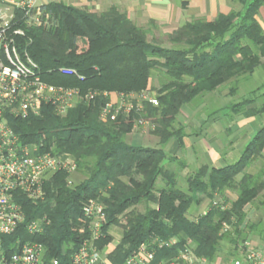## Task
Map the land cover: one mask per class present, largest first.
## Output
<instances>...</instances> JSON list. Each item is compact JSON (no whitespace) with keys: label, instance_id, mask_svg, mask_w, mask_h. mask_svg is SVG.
<instances>
[{"label":"trees","instance_id":"obj_1","mask_svg":"<svg viewBox=\"0 0 264 264\" xmlns=\"http://www.w3.org/2000/svg\"><path fill=\"white\" fill-rule=\"evenodd\" d=\"M231 1L242 9L213 20L193 18L171 32L153 21L138 25L115 7L89 12L53 1L41 6L51 18L46 28L28 26L17 11L18 24L26 32L18 39L19 49L38 64L43 79L99 94L93 101H79L64 116L46 106L38 116L10 120L24 143L54 155L68 154L84 179L71 184L69 171L59 170L45 183L43 199L22 198L25 223L4 238L7 248L19 239L39 242L47 263L68 260L88 236L82 207L91 199L105 206V234L96 243L114 248L108 253L114 264H123L142 245L156 250L152 264L172 259L187 247L211 261L221 259L225 249L226 260L237 258L249 234L264 233L263 223L250 222L245 210L248 204L264 206V168L246 170L263 155L264 125L240 159L226 167H212L202 159L195 165L163 148L172 139L183 145L186 110L204 104L210 109L209 101L216 106L217 93L228 84L232 93L242 84L252 86L231 104L233 114H264V104L256 105L264 98L262 86H255L252 76L264 67V27L257 18L264 0ZM62 67L78 76L61 74ZM152 70L161 77L155 89L157 105L140 97L152 91ZM111 92L123 95L131 110L122 108L115 119L102 118ZM135 131L154 135L159 143L135 145L129 139ZM183 173L186 188L179 185ZM228 191L236 198L230 199ZM202 199L209 200L207 209L190 216L191 207ZM143 204V211L137 209ZM31 220H39L42 232L26 231ZM112 226L122 230L118 243L108 232ZM163 241L170 244L158 247Z\"/></svg>","mask_w":264,"mask_h":264},{"label":"built area","instance_id":"obj_2","mask_svg":"<svg viewBox=\"0 0 264 264\" xmlns=\"http://www.w3.org/2000/svg\"><path fill=\"white\" fill-rule=\"evenodd\" d=\"M41 0H3L0 7V264H114L108 257L114 248H100L97 240L104 233L107 217L105 206L95 199L83 204L82 213L87 224L88 236L70 255L69 259H44L45 247L39 242L17 240L12 249L6 247L4 238L14 234L25 223L22 198L38 201L45 196V183L57 171H74L68 154L54 155L42 151L35 144L24 143L11 126V119H27L42 114L46 106L52 107L58 115L64 116L79 101L95 100L97 91L82 93L79 88L55 85L43 79L38 64L28 53L19 49L18 39L25 36V29L18 24L17 12L28 26L49 27L50 15L42 10ZM11 3V4H10ZM14 7V8H12ZM63 75H77L75 70L62 67ZM78 76V75H77ZM140 97L158 104L154 94L143 92ZM111 100L101 112L102 118L115 119L124 108L131 110L132 104ZM30 234L42 232L39 220H31L24 226ZM174 241L170 242L174 244ZM169 242H159L158 247ZM116 245V244H115ZM246 249L237 258L211 261L199 257L187 247L177 256L158 264H264V246L245 243ZM156 250L142 245L128 256L123 264H152Z\"/></svg>","mask_w":264,"mask_h":264},{"label":"crops","instance_id":"obj_3","mask_svg":"<svg viewBox=\"0 0 264 264\" xmlns=\"http://www.w3.org/2000/svg\"><path fill=\"white\" fill-rule=\"evenodd\" d=\"M53 1L73 5L89 12H103L115 7L126 13L136 24L147 25L153 21L164 32L174 31L193 18L204 17L213 20L218 15L227 14L235 9L234 2L231 0H41L40 4L43 6ZM4 5L2 0L0 7ZM263 9L264 5L257 14L260 23H262L260 18ZM156 74L155 70H152L151 79L156 77ZM252 76L255 86H262V91H264V67H258ZM243 85L237 89L236 93H232L230 84L225 86V95L217 93V104L212 106L213 110L207 109L205 104L196 109H187L188 121L186 119V124H184L186 132L183 138L184 144L181 145L177 139H172L163 146L164 150L179 158H187L190 162L202 159L216 168L226 167L239 160L244 147L264 125V114L245 117L240 114L235 115L229 110L236 96L247 94L248 91L243 94L239 93ZM152 91V94H155L156 91ZM109 96L113 103H121L118 93L111 92ZM262 104H264V98L260 97L256 105ZM218 107L222 110L209 115ZM202 109L205 113L199 112ZM129 139L135 145H157L159 143L158 137L141 131L133 132ZM258 158L264 159V151L263 155ZM192 207L191 210H193ZM245 210L250 222L264 223L262 215L255 217L258 214L256 207L248 204ZM253 234L260 238L259 242H256L257 246H264V233L262 232L249 234L247 242H251L249 237ZM227 253L228 250L225 249V256Z\"/></svg>","mask_w":264,"mask_h":264},{"label":"rangeland","instance_id":"obj_4","mask_svg":"<svg viewBox=\"0 0 264 264\" xmlns=\"http://www.w3.org/2000/svg\"><path fill=\"white\" fill-rule=\"evenodd\" d=\"M234 8H235V10H237V11H240L241 9H242V5L240 4V3H235L234 2ZM260 20H261V24H262V26L264 27V9L262 10V15H261V18H260ZM163 39V43L165 44V45H168L169 43H167V42H165V40H164V38H162ZM155 72L157 73L156 74V77H152V79H151V81H150V86H151V88H153L152 90H155V89H157L159 86H160V81H161V77H160V75H159V72L157 71V70H155ZM231 86V85H230ZM250 87H252V86H249V85H245V86H242V88H241V90L239 91V93L241 94H243V93H246V91H248L249 89H250ZM156 91V90H155ZM149 92H153V91H149ZM225 88L220 92L221 94L223 93V95H225ZM264 93V91H262L261 90V93ZM157 93L155 92V94L154 95H156ZM242 96H236V98H235V101H237L238 99L240 100V98H241ZM210 102V101H209ZM207 103L208 104V107H210V109H212L213 110V108H212V106L215 104V103H213V102H210V103ZM200 113L201 112H204L205 113V110H201V111H199ZM191 120V119H190ZM187 121H188V118H187ZM150 146H156L155 144L153 145V144H149ZM193 164H195V165H198L199 164V162H194ZM262 168H264V159L263 158H256L254 161H253V163L246 169L247 171H250V172H253V173H256V172H258V171H260ZM185 173H186V171H185ZM185 173H183V176L182 177H179L178 178V180H179V185H181V187H183V188H186V184H185V176L186 175H184ZM69 174H70V178H69V180H70V182H71V184H77V183H79L80 181H82L83 179H84V177L80 174V173H78V172H76V171H69ZM227 196L230 198V199H234V198H236V194L234 193V192H232V191H228L227 192ZM209 200L208 199H202V201L200 202V204H195L192 208H193V210H190V216H192V217H194V216H197L199 213H201V212H203L204 210H206L207 209V207L209 206ZM144 204L143 205H139L138 207H137V209H139L140 211H143L144 210ZM257 209V212H258V214H256L255 215V217L257 218L258 216L260 217V215H262V219H264V206L262 205L261 206V208H256ZM263 226H264V223H263ZM84 229L86 230V228L83 226V230H82V232H84ZM109 234H111L112 236H113V238H114V240H113V242L114 243H118L119 242V240H120V238H121V234H122V230H121V228H119V227H115V226H112V227H110V229H109ZM260 232V231H259ZM259 232H257L258 234H259ZM254 233H256V232H254ZM258 235H252V237H249V239H250V243L252 244V245H254V246H257V243L259 242V236L257 237ZM257 242V243H256ZM256 243V244H255ZM107 245H105V248H107L106 247ZM109 246H111V243L109 244ZM220 257H221V259L223 260V259H225L224 257H225V250H224V252L220 255Z\"/></svg>","mask_w":264,"mask_h":264}]
</instances>
